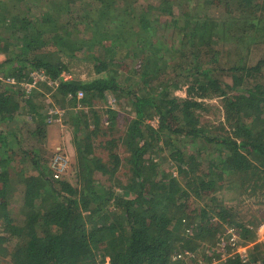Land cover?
<instances>
[{
  "label": "trees",
  "instance_id": "obj_1",
  "mask_svg": "<svg viewBox=\"0 0 264 264\" xmlns=\"http://www.w3.org/2000/svg\"><path fill=\"white\" fill-rule=\"evenodd\" d=\"M176 1L164 0L165 11L136 0L113 9L108 0H0V75L22 82L42 70L55 80L91 65L86 78L60 83L53 93L73 127L80 200L72 182L55 178L49 168L45 91L36 97L38 90L26 95L0 82L2 261L264 264V243L250 248L245 260L236 254L221 261L216 250L225 231L234 228L251 242L256 226L230 213L222 190L215 195L220 187L264 205V0H233V6L200 0V11L181 7L177 13L171 9L180 5ZM179 83L187 86V97L170 98ZM77 92L83 93L78 103ZM95 99L112 100L133 115L123 142H106L128 152L127 184L119 195L92 177L98 171L113 180L122 166L112 149L108 162L92 151L107 123L103 117L112 124L117 114L110 106L97 110ZM214 99L223 119L209 130L200 126L198 112ZM17 104L21 114L15 115ZM147 114L158 128L146 124ZM184 145L196 148L193 155ZM162 148L171 167L161 164ZM213 153L200 172L196 157ZM198 188L201 199L214 194L213 215L188 203ZM177 254L182 258L174 260Z\"/></svg>",
  "mask_w": 264,
  "mask_h": 264
},
{
  "label": "rangeland",
  "instance_id": "obj_2",
  "mask_svg": "<svg viewBox=\"0 0 264 264\" xmlns=\"http://www.w3.org/2000/svg\"><path fill=\"white\" fill-rule=\"evenodd\" d=\"M110 5L112 6H121L124 4L125 0H108ZM138 1V4L144 6L146 9H162L165 8V11L169 8L165 7L164 4V0H136ZM169 1H174V0H169ZM213 2H211L212 4L216 5L219 3H216L217 1H219L221 3V5H225L226 3L233 6L234 5V1L233 0H211ZM176 2H178L180 5L174 4L173 7H171L172 10H174V12H179V8L182 7V11L184 8L186 7H190L192 10L197 9L196 11H200V0H177ZM220 5V6H221ZM113 6L111 7V9H113ZM219 11H212L211 14H217ZM161 15V14H160ZM220 17V13L217 15V17ZM162 19V18H161ZM68 44V42H66ZM91 65L88 64V69H90ZM87 67L86 65H82V67L80 69H78V71L76 72V76L72 73H68L71 74V79H78V80H83L84 77L86 78V72H87ZM73 71H75V69H73ZM80 72V73H78ZM62 74H66V72H63ZM61 74V75H62ZM187 86H184L182 83H179L174 89H172L169 93H170V98H186L187 97V92H186ZM94 105L96 106V109H101L102 112H104L107 107L106 106H110L112 107L114 110V112L116 111L117 114L115 116V118L112 119V124H110V121L107 120V124H103L101 127L103 129V131H99L97 134V136L95 137L96 139H94L93 141L95 142V145L93 146V153L95 156H97L98 158H101V160L103 162H108L109 157L108 155L111 154L110 153V149H112L113 153H117L122 161V166L118 168V171L114 174V177L112 178L113 180H110V174L106 173V174H101L100 172L96 171L93 174V179L100 183L102 186H104L105 188H109L110 186L115 187L114 188V192L115 195H119L121 192H123V188L126 186L127 182V170L128 168L125 167V163H126V159L128 157V152L126 151L125 147L122 146V144H119L117 146V148H111L109 144H106V142H109L111 139H114L115 142H123L122 140H124V137L126 135V131H127V127L129 126L130 122L133 120V115L130 111V113H123L122 109H119L115 106H113V101L112 100H108V102H104L101 100H94ZM205 106H203L204 108L199 110L198 112V120L200 123V126L204 127L205 129L211 130V128H209V126L213 123V124H219V122L221 121V119H223V114H222V106L221 103L219 102V100L214 99V100H210V101H206L204 103ZM107 116H104L103 119L106 121ZM65 120V119H64ZM16 124H20V123H16ZM146 124H150V126L152 125L154 128H158V121L157 119H152L151 118V114H147V120H146ZM208 125V126H206ZM47 142L45 144V148L48 154H50L51 156L49 158H53L56 155H63L64 157H66L67 161H68V166L67 169L64 173V175L62 176L63 179L65 180H69L72 182V185L75 189H77L78 191V200L82 199L81 196L82 195V189H83V184L82 181H80V179H78V176L75 175L74 169H75V164L77 162V158L75 156V149L72 145V139H73V127L71 124L67 123V122H63L62 124H51L48 123L47 127ZM19 136V135H18ZM21 136V135H20ZM24 139V136H23ZM27 140V138H25ZM161 141H164V138H161ZM104 142V143H103ZM22 145L23 142H22ZM163 150H161L160 152V159H165L164 161L161 160V164H165V162L169 163V166H172V163L170 160H168V152L166 151L165 148H162ZM182 150L185 152V154H191L196 151L195 147H192L191 145H184V147H182ZM5 153L4 151H2V154ZM17 155H21L20 153H17ZM216 158V156L214 155V153L212 154V157H210V155L204 157H196V159L194 160V162H199V170L200 172H202V170L207 166V164H202L204 161H212ZM50 159V160H51ZM159 160V158L157 159V161ZM202 164V165H200ZM74 166V167H73ZM20 167V166H19ZM50 168V167H49ZM199 172V173H200ZM74 173V174H73ZM171 175L176 176L175 178H179L180 175H178L177 170H175V168H173L171 170ZM191 175V174H190ZM185 176V174H182L181 177ZM119 183H118V180ZM148 180V179H147ZM120 184V185H119ZM150 184L148 181H146V183H144V188L145 190H147L149 188ZM199 187V186H198ZM220 187H218V189L216 190L217 192L216 194H219L220 190H222L223 192L220 193V197L223 196L225 198V202L226 204H228V206H230L232 209H230V213H236L238 212V215H240L241 220H243V222H246L247 220H252V222H254V226H259L261 225V223H264V205H258V203L254 200H251L247 195H245L244 193L240 192V193H229L226 192L223 189H219ZM256 196H259L258 198H261L260 196L262 195L261 191H256ZM192 197L191 199H189L188 203H192L194 202L198 207H202L203 209L205 208V210H208V215H213L214 214V204L213 202H211L210 197L214 194H210L207 193L204 199H201L200 196V189L198 188V194H194L191 193L190 194ZM242 202V205H238L239 202ZM223 227H226L225 223H222ZM1 230V228H0ZM204 242V241H203ZM213 242V241H212ZM202 242H200L201 244ZM203 247L206 248L208 246V243L205 244L203 243ZM255 246V245H254ZM217 253H219V249L216 250ZM3 260V256L0 255V264H9V262H4ZM223 260V258H221V261ZM7 261V260H6ZM104 264H109L108 261L106 260Z\"/></svg>",
  "mask_w": 264,
  "mask_h": 264
},
{
  "label": "built area",
  "instance_id": "obj_3",
  "mask_svg": "<svg viewBox=\"0 0 264 264\" xmlns=\"http://www.w3.org/2000/svg\"><path fill=\"white\" fill-rule=\"evenodd\" d=\"M70 77V74H62L58 79L53 80L49 78L44 71L39 70L28 73L27 77L22 82H18L15 78L10 76L5 78L0 76V82L9 85L14 89L21 88L26 95H29L33 90H41V87H45L43 91H45L46 101H48L46 108L48 123L62 124L64 122V112L62 108L57 106L55 99L53 98V93L60 83L69 81L71 79ZM75 98L78 103L82 100L83 93L77 92ZM77 108L81 109L79 106H77ZM67 166L68 161L63 155L54 156L49 163L50 170L55 178L63 176ZM254 230V240L248 242L242 241L236 229L228 228L225 231L224 238L221 240V243L217 248L219 249V252L223 253V260L227 257L236 256V254L239 255L241 259L245 260L248 256L247 251L250 248H252L255 244L264 243V223H261V225L257 226ZM229 249L230 251H228ZM186 255H188V253H186ZM181 258V254H177L173 257L174 260Z\"/></svg>",
  "mask_w": 264,
  "mask_h": 264
},
{
  "label": "crops",
  "instance_id": "obj_4",
  "mask_svg": "<svg viewBox=\"0 0 264 264\" xmlns=\"http://www.w3.org/2000/svg\"><path fill=\"white\" fill-rule=\"evenodd\" d=\"M5 60V56L4 55H2V54H0V63H2L3 61ZM1 77H4L5 75H0ZM7 77V76H6ZM5 78V77H4ZM23 78L25 79L26 77L25 76H23ZM1 84H3V83H1ZM4 86H8V87H11V86H9V85H6V84H3ZM11 89H13L12 87H11ZM45 89V87H41V90H38V92H36L34 95L36 96V97H39L40 96V94L42 93V91ZM40 92V93H39ZM16 111H19L20 112V114H21V110H20V106H19V110H18V104H17V107H16V109H15V112ZM16 114H18V112H16L15 113V115ZM2 122H0V124H1Z\"/></svg>",
  "mask_w": 264,
  "mask_h": 264
}]
</instances>
